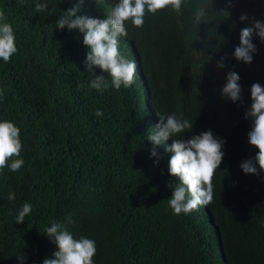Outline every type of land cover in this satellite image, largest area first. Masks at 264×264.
<instances>
[{"label": "trees", "instance_id": "trees-1", "mask_svg": "<svg viewBox=\"0 0 264 264\" xmlns=\"http://www.w3.org/2000/svg\"><path fill=\"white\" fill-rule=\"evenodd\" d=\"M37 2L48 11L37 13ZM76 2L0 0L18 49L8 63L0 59V121L20 128L24 161L16 172L0 171V264H21V253L23 264L53 258L57 248L45 229L52 221L67 224L69 216L74 238L95 241L93 264H264V171L257 165L259 175L245 174L240 167L258 152L248 141L252 120L245 112L251 85L264 86V42L253 36L251 64L232 55L250 23L240 15L264 21V0H233L230 19L215 11L226 0H213L208 25L198 28L192 12L201 0H189L179 17L171 8L146 14L142 28L127 21L119 45L137 64L135 82L115 90L95 68L110 85L103 92L89 87L83 34L55 27ZM111 7L112 0H85L78 15L104 19ZM221 56L226 67L217 68ZM229 70L241 77L242 103L221 96ZM173 113L193 121L178 138L211 130L226 142L213 201L189 214L176 215L168 204L178 182L168 171L172 154L158 146L156 164L147 139L157 114ZM25 202L33 210L16 224Z\"/></svg>", "mask_w": 264, "mask_h": 264}, {"label": "clouds", "instance_id": "clouds-1", "mask_svg": "<svg viewBox=\"0 0 264 264\" xmlns=\"http://www.w3.org/2000/svg\"><path fill=\"white\" fill-rule=\"evenodd\" d=\"M24 2L25 0H20L21 5ZM84 3L85 0H77L73 7L59 16L55 27L60 30L67 28L69 31L78 29L83 34L82 42L88 49L84 61L85 69L93 76L89 79V87L103 92L110 85L105 75H95V68L101 69L111 78V87L115 90H119L122 86L130 88L135 82L137 64L121 54L119 45L120 38L128 36L126 22L131 21L134 27L142 28L146 14H156L166 8L174 10L178 17L182 16L183 9L188 7L189 0H118L115 4L112 0L113 7L104 19L78 15ZM232 7H234L233 0H226L225 7L219 10L213 8V0H201L192 12L193 27L198 28L201 24L208 25L210 10H215L230 19L229 9ZM35 11L46 12L48 5L37 2ZM239 20L241 22L250 20V23L240 30V43L235 47L232 55L239 62L251 64L257 52L253 36H257L261 42H264V21L249 17L247 14H241ZM177 23L183 28L180 21ZM17 51L13 26L7 22L5 12L0 11V59L8 63ZM226 59L227 57L221 56L216 62L217 68L226 67ZM240 79L236 71L229 70L226 74V83L221 89V96L233 103H242ZM4 91L0 88V95ZM250 93L252 103L245 112V119L252 120L248 141L250 145L258 149V152L254 158L242 161L240 167L245 174L259 175L257 165L259 171H264V86L253 83ZM95 115L102 117L103 112L97 110ZM157 116L159 122L154 127L155 132L147 138L153 145L150 156L157 157L155 163L158 164L160 157L157 147L161 145L165 147L166 152L172 154L168 162V171L171 176L178 179V182L174 185L168 204L176 215L189 214L213 201V178L222 163L224 156L222 149L226 142L214 136L211 130L193 135L186 140L178 138L186 131L192 130L193 121L182 119L175 113L166 117L161 114ZM170 138L173 139L169 145L167 141ZM21 150L20 128L10 120L0 121V171L6 167L12 172L18 171L24 164L23 159L18 158ZM9 161H11L10 164ZM172 186L169 184V187ZM15 198V193L10 192L8 199L15 200ZM32 210L33 205L25 202L18 212L16 224L24 222L25 217ZM72 223L74 221L69 216L67 224ZM67 224L52 221L51 226L46 227L45 235L56 245L57 250L52 254L53 258H45L42 264H93V257L97 250L95 241L86 237L74 238ZM16 257L21 264L26 259L24 253Z\"/></svg>", "mask_w": 264, "mask_h": 264}]
</instances>
